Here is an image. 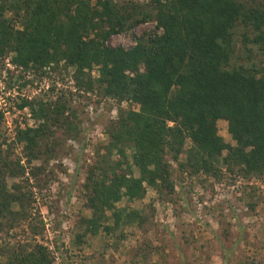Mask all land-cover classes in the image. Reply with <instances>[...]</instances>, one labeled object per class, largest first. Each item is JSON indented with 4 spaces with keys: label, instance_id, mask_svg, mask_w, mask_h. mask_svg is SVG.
Listing matches in <instances>:
<instances>
[{
    "label": "trees",
    "instance_id": "16d2710c",
    "mask_svg": "<svg viewBox=\"0 0 264 264\" xmlns=\"http://www.w3.org/2000/svg\"><path fill=\"white\" fill-rule=\"evenodd\" d=\"M147 21L154 28L131 47L108 45L111 35ZM241 44L248 53L264 51V0H0V64L9 57L25 71L71 68L78 90L137 106L117 110L106 154L86 176L92 215L84 221L94 234L146 221L141 210L117 207L123 197L140 199L146 186L174 191L167 155L179 161L184 154L180 166L194 172L224 167L264 176V66L237 62ZM25 106L36 124L17 128L13 143L31 165L52 155L51 126L70 134L79 127L66 98L23 100ZM220 119L234 144L219 135ZM2 124L0 110V131ZM10 148L0 142V232L27 220L35 234L32 189L41 166L28 168ZM7 178L21 181L8 186ZM106 211L111 226H102ZM2 249L3 264H54L39 242Z\"/></svg>",
    "mask_w": 264,
    "mask_h": 264
},
{
    "label": "rangeland",
    "instance_id": "374dc122",
    "mask_svg": "<svg viewBox=\"0 0 264 264\" xmlns=\"http://www.w3.org/2000/svg\"><path fill=\"white\" fill-rule=\"evenodd\" d=\"M153 28V21L139 23L131 30L111 35L107 43L131 47L139 36ZM240 46L237 62L264 66V51L255 46L248 53ZM59 97L70 102L79 130L70 134L62 126H51L48 142L53 146L52 155L27 165L21 144L13 142L17 128L34 126L36 122L30 108L20 105L23 100L50 103ZM119 108L137 106L78 90L71 68L25 71L10 63L9 57L0 64L2 147H11L28 168L41 166L39 185L32 189L31 210V220L38 232L34 234L27 228V220L8 233L1 231L0 264L6 259L2 248L17 240L47 246L54 264H264V176L224 167L218 174L194 172L180 166L184 154L179 161L166 156L173 192H158L146 186L142 198L123 197L117 202V207L126 211L141 210L146 217L142 225L136 221L120 223L117 229L108 232L101 227L95 234L86 229L84 220L92 215V210L87 205L83 185L89 170L106 154L108 131ZM65 114L70 115L69 111ZM217 130L226 142L234 144L225 120L217 121ZM129 152L127 148L126 153ZM112 158H117L115 152ZM134 174L137 175L136 171ZM19 181L20 178H7L8 186ZM105 214L107 219L102 226H111L114 221L111 211Z\"/></svg>",
    "mask_w": 264,
    "mask_h": 264
}]
</instances>
